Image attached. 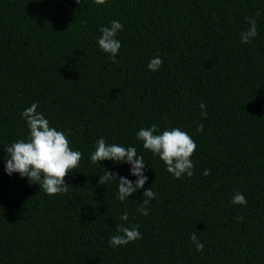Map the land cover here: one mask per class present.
Returning <instances> with one entry per match:
<instances>
[{
	"label": "trees",
	"instance_id": "1",
	"mask_svg": "<svg viewBox=\"0 0 264 264\" xmlns=\"http://www.w3.org/2000/svg\"><path fill=\"white\" fill-rule=\"evenodd\" d=\"M248 17L258 35L242 44ZM113 20L124 25L118 63L98 45ZM33 103L83 154L59 196L5 171ZM153 124L194 139L192 177L175 179L137 140ZM100 138L144 157L148 180L123 202L118 182L99 177L137 178L127 163L91 162ZM236 193L246 206L231 203ZM118 225L142 239L110 247ZM0 264H264V0H0Z\"/></svg>",
	"mask_w": 264,
	"mask_h": 264
},
{
	"label": "clouds",
	"instance_id": "2",
	"mask_svg": "<svg viewBox=\"0 0 264 264\" xmlns=\"http://www.w3.org/2000/svg\"><path fill=\"white\" fill-rule=\"evenodd\" d=\"M96 5H105L107 0H94ZM79 3V0H77ZM259 13H257V17ZM257 17H248V29L241 33L240 41L242 44H250L258 35ZM124 25L118 20L111 21L110 26L100 28L102 35L98 39L100 49L109 54L112 63H118L116 57L122 47L121 42L116 38ZM163 61L159 57L152 58L147 67L150 71H159ZM38 104L33 103L21 113V118L26 121L29 135L26 139L13 142L6 148L7 157L5 159V171L11 176L18 173L21 178H27L29 183L39 184L40 189L49 196H59L67 193L69 185L66 178L80 166L83 154L79 150H73L69 136L73 135L70 131L65 133L52 127L44 114L38 112ZM201 118L208 116L205 111L206 105L201 103ZM164 119H167L165 116ZM197 133L204 131L201 123L196 128ZM136 138L142 141L145 150L150 151L153 156L159 157L166 165L168 173L179 180L184 176L192 177L194 165L191 157L195 154L197 144L194 139L179 127H172L168 130H161L156 124L148 128H141ZM95 150L90 154L93 164H101L102 161L109 160L114 164L127 163L130 167V175L135 176V182L126 177L119 176L118 173L105 171L99 177L98 184L106 185L109 181L118 182V193L116 199L123 202L139 189H143L148 177L144 174L146 163L144 157L137 154L134 146H122L120 144H108L104 138H100L95 143ZM211 174L210 169L202 172L207 177ZM144 200L138 204L137 211L148 216V205L156 198L152 186L144 189ZM231 203L233 205H247L246 197L241 193H236ZM128 213L125 212L120 220L128 221ZM237 221L242 217H236ZM117 234L109 238L110 247L126 246L130 242L142 239V234L138 226L129 227L124 225L117 226ZM195 245L197 252H202L204 244L199 240L195 232L190 237Z\"/></svg>",
	"mask_w": 264,
	"mask_h": 264
}]
</instances>
